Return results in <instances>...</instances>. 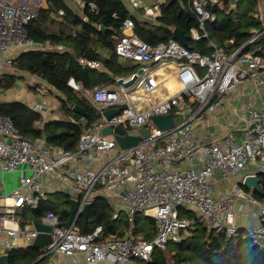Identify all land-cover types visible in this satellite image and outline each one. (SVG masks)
<instances>
[{
    "label": "built area",
    "instance_id": "obj_1",
    "mask_svg": "<svg viewBox=\"0 0 264 264\" xmlns=\"http://www.w3.org/2000/svg\"><path fill=\"white\" fill-rule=\"evenodd\" d=\"M126 1L133 13L143 10L146 16L157 18L159 15V5L151 7L146 0ZM238 1L229 0V11L236 8ZM191 2L200 23L192 29L191 37L200 42L209 38L206 24L216 19L208 7L223 8V1ZM90 5L96 10L94 4ZM37 16L38 7L29 0H0L2 57L14 49L38 47L26 31V26ZM253 16L264 27V7L257 6ZM121 30L123 34L114 37L115 52L122 60L139 65L142 74L128 88L119 85L112 90L101 86L93 90L91 101L101 113V120L85 130L75 150L48 147L42 138L32 141L11 118L0 116V173L16 172L22 167L28 171L26 175L22 171L19 186L7 196L12 203H0V235L7 236L5 244L20 238L33 241L38 236L34 224H20L18 210L40 207L45 195L41 181L51 175L64 184H73L79 207L69 226L60 225L63 222L59 217L48 212L43 223L52 226L53 231L51 243L45 248L46 255H67L76 264H80L79 256L87 264H150L155 251H166L171 242H180L182 234L195 227L193 220L180 217L182 209L192 210L210 229L235 236L240 229L236 210L240 200L257 207L259 225H248L245 229L252 244L264 251V203L239 183L224 196L216 197L209 182L217 174L224 178L237 175L249 165L258 166V173L264 174V95L259 94L247 103L248 126L240 135L230 131L219 140L202 142L194 133L195 124L214 112L224 96L241 81L262 83L259 71L264 70V56L247 48L264 31H255V37L232 53L212 41L211 51L202 53L189 50L176 39L148 44L134 32V22L129 18ZM46 46L51 44L47 42ZM57 49L64 50V47L57 46ZM80 63L84 68L100 67V63L84 58ZM170 80L180 87L174 94L166 87ZM69 86L80 89L74 80ZM163 90L168 94L164 96ZM113 108H120L121 112L107 121L103 112ZM168 114H174V119L175 115L184 119L167 130L159 129L151 120L153 116ZM106 126L113 129L121 126L133 134L149 126L150 134L137 146L121 149L113 135H103ZM90 151L107 155L99 170L91 168ZM98 189L123 191L129 222H134L138 214L153 218L156 221L153 239H136L132 232L122 237L106 236L102 226L89 233L81 232L78 222L89 197ZM118 217L116 213L114 219Z\"/></svg>",
    "mask_w": 264,
    "mask_h": 264
},
{
    "label": "trees",
    "instance_id": "obj_2",
    "mask_svg": "<svg viewBox=\"0 0 264 264\" xmlns=\"http://www.w3.org/2000/svg\"><path fill=\"white\" fill-rule=\"evenodd\" d=\"M84 4L82 12H77L65 0H46L47 7H38V16L27 26L28 37L38 45V49L23 52L14 61L13 66L18 71H24L40 77L61 93L59 97L60 110L65 119L44 125L39 129L36 122L41 116L33 112L21 102H10L0 105V116L13 120L17 128L29 139L46 137L50 146H58L73 151L77 148L82 134L91 125L101 120V113L83 95L76 92L69 81L73 78L80 83L81 88L92 93L101 86L117 84V78H129L140 68L137 64L123 62L115 52V36L122 35L126 19L134 22V32L146 43L158 45L174 39L173 31L178 28L187 37L185 45L189 50L209 53L210 42L223 46L229 53L248 42L257 34L264 31L263 25L257 21L255 12L256 0H239L236 8L229 11V0L223 1V8L209 6L215 22L206 24L209 38L200 42L193 41L192 29L199 27V18L192 7V0H161L160 13L154 22L141 21L132 14V8L126 0H80ZM250 7L243 9V3ZM90 4L96 6L93 10ZM63 11L62 20L52 17ZM104 28V30L101 29ZM51 43L50 49H42L39 44ZM57 45L65 46L66 50H58ZM103 47L110 51L109 57H103L98 51ZM254 48V50H253ZM247 51L264 56V34L260 35L248 46ZM101 62L102 69L84 68L80 59ZM16 76L5 75L2 87L10 89L14 86ZM78 105L86 110L88 117L76 114L72 108ZM73 120V121H72ZM128 130H131L129 128ZM264 179V174L261 175ZM242 188L250 193L248 189ZM263 193L254 192L252 196L264 203ZM45 203V207H44ZM64 203V202H63ZM103 198H96L78 222L83 232H92L97 226H102L105 235L117 230L113 224L112 213L106 207ZM36 218L43 217L52 211L60 221H67L66 211L52 201L41 202L38 209H32ZM181 218L195 222V227L182 234L180 242H171L166 251L154 252L150 264H264V251L254 246L245 228H240L235 236H228L224 231L210 229L206 223L199 220L191 210H181ZM94 226H90V224ZM129 228V221H125ZM156 230V221L151 217L138 214L134 219V234L143 240H152ZM120 237L125 232L118 234ZM31 256L26 262H34L40 256V250L31 247L28 250L11 251L10 264Z\"/></svg>",
    "mask_w": 264,
    "mask_h": 264
},
{
    "label": "crops",
    "instance_id": "obj_3",
    "mask_svg": "<svg viewBox=\"0 0 264 264\" xmlns=\"http://www.w3.org/2000/svg\"><path fill=\"white\" fill-rule=\"evenodd\" d=\"M65 1L70 6H72V8H74L77 12L80 13L82 12L83 3H81L80 0H65ZM146 1L148 3V0ZM256 1L257 2L255 9L257 8V6H260V4L262 3L261 0H256ZM29 2L31 5H34L36 7H42V8L47 7L46 0H29ZM131 14L135 18L141 21L154 22L156 20V17L154 16H146L143 10H136L134 13L132 10ZM62 16L63 14L60 13L52 15V17L57 20H62ZM57 46H63V45H57ZM39 47L42 49H50V46H46L44 44H39ZM63 47L64 50H66L65 46ZM26 51L28 50L14 49L10 51L8 53V56L6 57H2L0 55V105L10 102H21L27 105L33 112L41 116V119L36 122V127L41 129L46 124L56 121L58 122L66 118L65 115L60 110L59 97L62 95L60 92H58L49 83H47L45 80L41 79L40 77L24 71H18L14 68L13 61L19 55H21L23 52ZM97 51L103 57L110 56V51L103 47H98ZM122 61L130 62L124 60ZM95 62L100 63V67L95 69L101 70L102 69L101 62L99 61H95ZM168 72H170V69H168ZM259 73H260V78L262 80L261 84L256 85V83L252 80L241 81L235 90L224 96L223 100L221 101V103L214 112L209 114L205 120L197 122L195 124L194 133H195V138L197 140L202 142L209 141L211 139L219 140L222 138V136H224L230 131H236L239 135L242 133V131L248 126V117L246 112L247 103L251 100L257 99L259 94L264 95V70L259 71ZM5 75L16 76L14 86L10 89H4L2 87L1 82H2V78ZM71 80L74 79L72 78ZM76 83L79 84L80 89L79 90H75L74 88L73 89L76 92L80 93L81 95L85 96L92 103L91 94L93 92L91 94L88 93L87 91L81 88L80 83L78 82ZM108 87L112 90H115L119 87V83L117 81V84ZM166 87L168 88L170 94H174L180 89L178 84H176L173 80L168 81L166 83ZM37 106H39V108L35 109ZM39 139L40 138L30 139V140L37 141ZM42 139H46V138L44 137ZM47 146L56 147V146H50L48 144ZM89 154L93 156L92 157L93 160L90 163L91 168L94 170H99L105 164L107 155L103 153L100 154L95 151H90ZM258 168L259 167L256 165H249L241 173H238L237 175L234 176H230L228 178H224L220 174L213 176L212 178H210L209 182L212 186L214 195L216 197L224 196L229 190V188H231L235 183H239L242 186V181L245 178V176L250 174H257ZM22 171L24 172L25 175L28 174V171L25 167H22L18 171L12 173H5V174L0 173V203L3 204L12 203V200L8 199L7 196L11 194V192L16 187L19 186ZM41 185L45 193L42 203L49 202L50 200L54 204L60 205V208L63 209L64 212L66 211V213L68 210H70V204L68 203V200L73 198L74 199L78 198L73 189V184H64L51 175H47L46 177H44V179L41 181ZM252 193L254 192L250 191L249 194L252 196ZM122 195H123L122 190L106 192L98 189L91 194L88 203L91 206L96 198H103L107 204L106 207H109V209L111 210L113 224L116 226L117 230L115 231V233L108 234L106 236H119L118 234L121 232H125V235H127L128 233L132 232L134 238L141 239L142 237L135 236L134 234V222L132 223L129 222L130 223L129 228L125 227L124 222L128 220V215H127V208L124 205L122 199ZM44 207H45V203H44ZM236 210L238 214L237 219L240 228H245L248 225H254V226L259 225L260 222L257 217L258 210L255 205L249 203L248 201L240 200L236 206ZM116 213H119V217L117 219H114V215ZM47 214L48 212L43 217L36 218V215L34 214L32 209L29 207H25L18 210L17 217L21 225L28 226L30 224L44 222V219L47 216ZM90 226L92 227L94 225L91 223ZM97 227H95L94 229H96ZM78 228L81 232H83L80 226H78ZM83 233H88V232H83ZM6 239L7 236H5L4 234L0 235V245H6L5 244ZM33 242L34 240L28 241L25 238H20L15 241L13 240L11 243L6 245L7 246L6 252L10 254L11 251L28 250L29 248L33 247ZM39 250L41 256L36 261L31 263L26 262L28 259L31 258V256L29 257V255H26L23 259L17 260L15 264H76V262L67 255H60V254L46 255L45 249H39ZM79 262L80 264H87L86 260L82 256H79Z\"/></svg>",
    "mask_w": 264,
    "mask_h": 264
},
{
    "label": "water",
    "instance_id": "obj_4",
    "mask_svg": "<svg viewBox=\"0 0 264 264\" xmlns=\"http://www.w3.org/2000/svg\"><path fill=\"white\" fill-rule=\"evenodd\" d=\"M104 30L103 27H101ZM174 39L181 42L183 45L187 44L188 37L181 32L178 28L173 31ZM142 74V69H139L133 77L129 80L120 79L118 81L119 85H122L126 88L131 87L137 80L138 76ZM73 112L84 117H88V113L82 107L75 105L72 108ZM121 112L120 108H113L103 112V117L109 121L112 117L118 115ZM152 122L161 130H167L175 125L174 114L162 115V116H153ZM103 135L110 136L113 135L121 149H128L137 146L144 138H147L150 134V127L141 128L138 130V134H133L128 132L125 128L117 126L114 129L110 126H106L103 131ZM46 138V137H45ZM263 173L250 174L245 176L242 181V186L248 189L251 192L263 193L262 183L264 179L261 177ZM68 203L70 204V210L67 211L69 219L66 222L61 223L60 225L69 226L74 218V215L79 207L78 199H69ZM90 204L87 203L83 214L87 215V210L89 209ZM36 230L39 232L38 236L34 239L33 247L39 249H45L51 243V233L53 227L46 223H34ZM7 247L0 245V264H10L9 254L6 252Z\"/></svg>",
    "mask_w": 264,
    "mask_h": 264
},
{
    "label": "rangeland",
    "instance_id": "obj_5",
    "mask_svg": "<svg viewBox=\"0 0 264 264\" xmlns=\"http://www.w3.org/2000/svg\"><path fill=\"white\" fill-rule=\"evenodd\" d=\"M261 1H264V0H261ZM148 3H149V5L152 7L154 4H156V5H159L160 3H161V0H148ZM264 3V2H263ZM263 3H262V5H260V6H262V7H264L263 6ZM244 5H243V8H242V10L243 9H247L248 7H250V4H248V2H244L243 3ZM256 7V6H255ZM255 12H253V14H254ZM256 30H254L253 32H255ZM253 50H254V48H253ZM202 73H204V71L203 70H200ZM162 93H163V95H166L167 94V91L166 90H163L162 91ZM184 119V117H182V116H178V115H175V122L177 123V124H179L182 120ZM77 196V195H76ZM78 197V196H77ZM61 203H63V202H61Z\"/></svg>",
    "mask_w": 264,
    "mask_h": 264
}]
</instances>
